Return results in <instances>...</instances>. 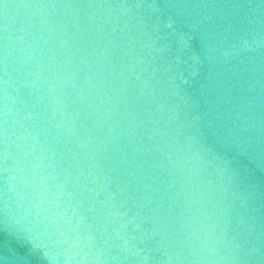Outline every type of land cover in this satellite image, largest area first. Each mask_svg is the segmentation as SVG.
I'll return each instance as SVG.
<instances>
[{
    "label": "water",
    "instance_id": "95a60500",
    "mask_svg": "<svg viewBox=\"0 0 264 264\" xmlns=\"http://www.w3.org/2000/svg\"><path fill=\"white\" fill-rule=\"evenodd\" d=\"M0 264H264V0H0Z\"/></svg>",
    "mask_w": 264,
    "mask_h": 264
}]
</instances>
